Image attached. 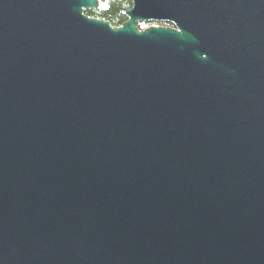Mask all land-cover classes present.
<instances>
[{"label": "water", "instance_id": "95a60500", "mask_svg": "<svg viewBox=\"0 0 264 264\" xmlns=\"http://www.w3.org/2000/svg\"><path fill=\"white\" fill-rule=\"evenodd\" d=\"M129 1L0 0V264H264V0Z\"/></svg>", "mask_w": 264, "mask_h": 264}, {"label": "trees", "instance_id": "16d2710c", "mask_svg": "<svg viewBox=\"0 0 264 264\" xmlns=\"http://www.w3.org/2000/svg\"><path fill=\"white\" fill-rule=\"evenodd\" d=\"M100 7L97 10H85L84 13L96 19L107 21L112 27L121 26L127 19L125 13L130 10L132 3L129 0H98ZM172 26L169 23H140L139 29L150 25Z\"/></svg>", "mask_w": 264, "mask_h": 264}, {"label": "rangeland", "instance_id": "374dc122", "mask_svg": "<svg viewBox=\"0 0 264 264\" xmlns=\"http://www.w3.org/2000/svg\"><path fill=\"white\" fill-rule=\"evenodd\" d=\"M165 27V26H164Z\"/></svg>", "mask_w": 264, "mask_h": 264}]
</instances>
